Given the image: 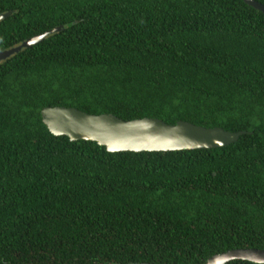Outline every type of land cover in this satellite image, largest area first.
<instances>
[{
  "label": "trees",
  "instance_id": "16d2710c",
  "mask_svg": "<svg viewBox=\"0 0 264 264\" xmlns=\"http://www.w3.org/2000/svg\"><path fill=\"white\" fill-rule=\"evenodd\" d=\"M264 4V0H257ZM0 264H206L264 249V13L244 0H0ZM245 131L188 151L54 135L46 107ZM227 264H262L234 260Z\"/></svg>",
  "mask_w": 264,
  "mask_h": 264
},
{
  "label": "water",
  "instance_id": "95a60500",
  "mask_svg": "<svg viewBox=\"0 0 264 264\" xmlns=\"http://www.w3.org/2000/svg\"><path fill=\"white\" fill-rule=\"evenodd\" d=\"M246 4L264 13V4L244 0ZM11 13L0 15V21ZM56 28L29 38L21 44L0 52V63L24 48L32 47L59 31ZM44 123L56 136L71 140L96 141L110 152L123 151H188L224 147L239 141L245 131L231 132L222 127H205L188 121L169 124L162 119L145 117L124 120L111 113L90 114L76 107L54 106L42 110ZM248 260L264 264V249H234L216 254L206 264H227L234 260ZM152 264V263H140ZM166 264V263H161Z\"/></svg>",
  "mask_w": 264,
  "mask_h": 264
}]
</instances>
